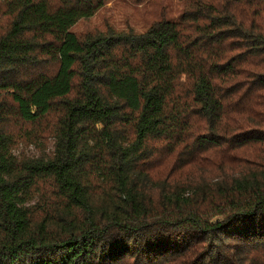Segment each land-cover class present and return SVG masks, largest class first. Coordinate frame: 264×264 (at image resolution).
<instances>
[{"label": "trees", "instance_id": "1", "mask_svg": "<svg viewBox=\"0 0 264 264\" xmlns=\"http://www.w3.org/2000/svg\"><path fill=\"white\" fill-rule=\"evenodd\" d=\"M112 1L0 0V264H264V0Z\"/></svg>", "mask_w": 264, "mask_h": 264}, {"label": "rangeland", "instance_id": "2", "mask_svg": "<svg viewBox=\"0 0 264 264\" xmlns=\"http://www.w3.org/2000/svg\"><path fill=\"white\" fill-rule=\"evenodd\" d=\"M182 7V0H151L144 6L133 7L124 1H112L100 9V11L90 17L78 21L73 30L77 35H84L88 32L104 30L107 24L113 25L116 29H123L128 26L136 31L144 30L153 20L160 15L159 9L162 8V14L175 17L179 14ZM23 151L31 156L37 155V149L34 145L20 143ZM48 149H52L51 142L47 140Z\"/></svg>", "mask_w": 264, "mask_h": 264}, {"label": "clouds", "instance_id": "3", "mask_svg": "<svg viewBox=\"0 0 264 264\" xmlns=\"http://www.w3.org/2000/svg\"><path fill=\"white\" fill-rule=\"evenodd\" d=\"M55 143H56V141L53 138L52 139L53 147H54ZM9 151H10L11 156L14 157L18 163L24 162L25 159L34 158L31 155H29L28 153L23 151V146L22 145L14 146Z\"/></svg>", "mask_w": 264, "mask_h": 264}]
</instances>
